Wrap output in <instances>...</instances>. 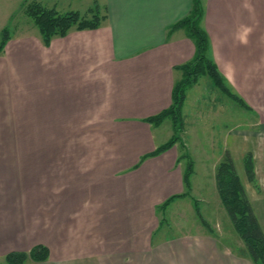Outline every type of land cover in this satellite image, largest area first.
I'll return each instance as SVG.
<instances>
[{"label": "crops", "instance_id": "obj_1", "mask_svg": "<svg viewBox=\"0 0 264 264\" xmlns=\"http://www.w3.org/2000/svg\"><path fill=\"white\" fill-rule=\"evenodd\" d=\"M22 1L0 0V5L18 7ZM38 1L80 12L92 4ZM98 1L107 13L100 27L72 29L53 36L47 46L38 29L25 35L10 32L0 51V115L12 112L18 124H0V264H8V252L29 251L36 244L48 248L47 259L28 258L21 264H254L230 225V237L223 226L217 230L200 219L183 222L184 228L179 221L174 231L170 225L159 229L158 206L185 191L184 167L175 144L142 157L161 144L155 129L166 121L153 125L145 118L170 106L173 84L182 75L175 66L194 55V43L183 28L168 33L189 13L192 0ZM241 1L249 0H206L203 25ZM15 8L3 10L0 30L10 27ZM239 10L248 14L244 5ZM207 21L211 56L260 117L258 133L264 141L263 47L252 43L258 54L251 55V44L233 43L229 33L212 34ZM222 94L196 98L189 110L198 112L204 124L195 127L201 134L195 148L212 161L204 166L202 158L199 180L210 181L216 208L215 168L230 150L229 133L234 131L235 102ZM223 116V126L211 123ZM217 127L225 132L226 145L216 137L210 155L204 134ZM8 131L22 133V139H7ZM81 133L95 136L76 139ZM261 151L259 158H264L263 145ZM235 165L238 175L239 166L244 171L242 159ZM192 174L197 175V168ZM257 177L261 180V174ZM248 196L264 231V188ZM186 197L191 194L175 197L162 212L181 218Z\"/></svg>", "mask_w": 264, "mask_h": 264}, {"label": "trees", "instance_id": "obj_2", "mask_svg": "<svg viewBox=\"0 0 264 264\" xmlns=\"http://www.w3.org/2000/svg\"><path fill=\"white\" fill-rule=\"evenodd\" d=\"M23 13L38 28L42 41L46 46L49 45L53 36H64L72 29H96L103 25L107 18L106 6L98 0H92V4L84 12L74 9L59 11L55 7H48L38 0H24ZM203 18L204 8L202 0H192L189 13L168 28V33L177 28H183L186 35L193 41L195 51L190 60L175 66L181 70L182 75L173 84L170 106L155 115L145 118L147 122L153 125L160 124L166 118L171 119L173 134L168 140L157 145L152 152L142 157L157 155L172 147L178 140V134L183 124L181 110L186 90L203 75H206L217 89L241 107L249 108L245 101L232 90V86L213 60L210 53L209 35L202 24ZM9 38V26H4L0 30V51ZM183 158H186L183 172L185 191L182 194L173 195L166 199L158 206L160 210H163L175 197L188 196L190 194L191 184L189 176L193 171L192 160L186 152L181 153L178 157V159ZM243 165L248 180H254L255 173L252 155L249 152L244 157ZM214 177L220 202L234 230L241 238L245 251L254 264H264V231L240 180L229 150L224 151L221 161L215 168ZM195 212L201 222L207 225L196 204ZM47 257L48 248L45 245L36 244L29 251L8 252L4 256V261L8 264H21L28 258L34 261H43Z\"/></svg>", "mask_w": 264, "mask_h": 264}, {"label": "rangeland", "instance_id": "obj_3", "mask_svg": "<svg viewBox=\"0 0 264 264\" xmlns=\"http://www.w3.org/2000/svg\"><path fill=\"white\" fill-rule=\"evenodd\" d=\"M259 2L261 5L264 4V0H249V1H246L245 4H243L242 1L240 2L244 5L248 14L244 15L243 12L239 10L240 7H243V5L240 4V6L231 7L228 10H224L219 13L216 12L214 19L209 20V21L206 20V21L208 22L209 27L211 28L212 34H215L216 30L220 34L229 33L230 35H232V40L234 41L233 43L240 44V46H245V44L246 45L251 44V47L253 50V51L250 50L251 55L258 54L257 48L254 49L255 46H253L252 43H256L255 45H258V44L261 45L263 47L262 49L263 55H261L262 57L261 58L259 57V58L264 61V7L258 9V7H256V4H258ZM44 4L48 7L52 6L47 3H44ZM13 5L14 4L3 5V6L0 5V17L4 16V13H3L4 9L6 8L9 9L10 7H12L13 9L16 7ZM203 7L207 8L206 0H203ZM55 8L58 9L59 11L67 10L63 6H56ZM84 11L82 10V12ZM261 17H263L262 20H261ZM202 24H203V21H202ZM9 29H10V32L15 33L16 35H25L26 33H29L31 31L34 32L35 30L38 29L34 25L33 21L23 13V1H22V4L16 7L11 14ZM227 55H228V51H226L225 53L224 63H223L225 70H227V67L229 64V61H227V58H226ZM232 90L234 89L232 88ZM209 93L221 94L224 97L221 91L212 84L211 80L206 75L201 76L195 84L188 87L186 90V95H185L186 98H185V102L183 105V112L181 110L183 124H182L181 131L178 134L179 135L178 140L174 143L175 144L174 148L178 150V154H181L183 152H186V153L188 152L190 158L193 160L192 170L194 172V168H197V175L190 174L192 178V181L190 180L191 181L190 182L191 197H186L182 200L185 211L182 212L183 214L181 213V216H180L181 218H179V215L174 212H169L166 214V212H162V210H159L158 216L160 219H162L159 229L161 228L164 229L166 225H170V228L174 227L173 231L177 230L176 228L178 226L175 225V223L178 224L179 221L181 222L182 225H183V222H187V223L200 222L199 218L197 217L193 209V206H194L193 203H195L196 205L197 204L199 205L203 218L207 220L210 226H213V228L217 230L221 228V226H223L224 233L226 232V234L229 235L230 237L231 230L229 231V234L226 231L230 225L234 233L236 234V238H239L237 240H239V242H242L241 238L237 235L236 231L234 230L232 223L223 205L219 203V199H218V207L216 208L215 193L210 184V181H200L199 180V175L201 172V170L199 169H200V163L202 162V158L204 159L203 160L205 163L204 166L206 164L210 165V161L212 160L208 158L209 155L205 158L199 155L198 151L200 150L195 148L196 143L199 142L198 139L201 137V134H199L200 135L199 136L198 133H195V127H197L198 129V127H202L201 125H204V124L200 122V120L198 119L200 117V114L198 112H194L192 110L189 111V110L192 109V107H194V103L196 104L197 102L196 98L200 99V97H203V95H206ZM235 93H237L242 98V96L237 91H235ZM233 101L229 100L228 102L232 105ZM198 102L200 104L203 103L201 101H198ZM191 104H192V107L190 108ZM248 107L249 108H243L238 103L236 102L234 103V108H233V112H234V116H233L234 129L233 130L234 131H232V134L229 133V138H228L229 146L227 147L230 148L229 151L231 152V155L233 159L235 160L234 164L235 163L240 164L241 159L242 161H244V157L248 152L251 155L252 154L254 155V156L252 155V163H253V168H254V173H255L254 180L252 181L248 180L246 176V172L245 170L243 171L242 166L238 167V169H240V171L238 172H239L240 180L245 188L247 195L248 193H250L253 196H257L258 193H260L261 189L264 188V158L262 157L259 158V153L262 152L261 148H262V145L264 146V141L259 137V133H258L260 117L258 116L256 112L253 111V109L249 105ZM228 111H229L228 114H230V110ZM164 120H166L165 123H162L159 127L155 129L156 139L160 143L168 140L173 134V125H172L171 119L166 118ZM227 121H228V124L231 125L232 123L231 114L229 115V120ZM227 121L224 119V116H223L221 118L219 117L217 122L215 120L214 121L211 120V123L214 122V123H218V126H223L222 123H226ZM0 124H4L5 127L7 126L10 127L12 125H15L18 127V124L14 122L13 113L8 112L7 110H5L2 116L0 117ZM213 127H215L214 124H213ZM218 128L219 127H217V129L213 128L212 131L211 130L207 131L206 129L207 133L204 134V136L207 138L206 143H208L207 154L211 155L212 153H214L215 149L212 148V146L216 142L215 140L217 138L221 141L222 146L225 147L226 145L225 132H223L222 134ZM215 131H217L218 133ZM248 131L250 133L247 134ZM4 134L6 135L7 139H11V140L22 139V133L19 134L18 132L8 131L7 133H4ZM94 136L95 135L93 133H81V134L75 135L76 139H86V140L93 139ZM196 140L198 141L196 142ZM185 143H187V146L185 145ZM194 160L195 161L197 160L198 161L197 163H199L197 164L196 167L194 166ZM180 162H182L183 167H185L186 158L181 159ZM243 168H244V165H243ZM241 169H242V172H241ZM208 171L210 172V170H207V172ZM258 171H259V174H258ZM260 174H261V178H260L261 180H258L257 175L259 176ZM186 226L187 225H183L182 227L184 228ZM157 232L158 230L156 231V233Z\"/></svg>", "mask_w": 264, "mask_h": 264}]
</instances>
